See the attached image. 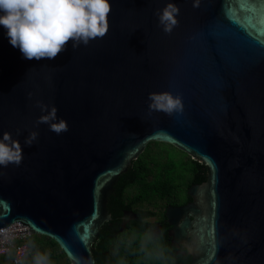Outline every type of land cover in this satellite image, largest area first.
<instances>
[{
    "label": "water",
    "instance_id": "95a60500",
    "mask_svg": "<svg viewBox=\"0 0 264 264\" xmlns=\"http://www.w3.org/2000/svg\"><path fill=\"white\" fill-rule=\"evenodd\" d=\"M179 8L165 33L156 13ZM110 0L108 31L53 60H27L0 29V134L22 148L0 167V229L54 240L71 264H96L114 182L151 142L205 165L194 264H264V0ZM182 108L150 111L149 93ZM54 106L68 130L38 123ZM37 133L31 146L25 139ZM190 206L176 210L189 226ZM198 211V210H196Z\"/></svg>",
    "mask_w": 264,
    "mask_h": 264
},
{
    "label": "clouds",
    "instance_id": "9594fccd",
    "mask_svg": "<svg viewBox=\"0 0 264 264\" xmlns=\"http://www.w3.org/2000/svg\"><path fill=\"white\" fill-rule=\"evenodd\" d=\"M194 7L198 0H194ZM110 0H0V29L5 39L27 60H53L71 42L73 49L102 38L108 31ZM159 25L171 33L177 25L179 8L167 2L157 13ZM150 111L171 114L182 108L180 96L169 92L149 93ZM42 115L38 123L49 125L57 134L68 130L67 123L56 116L54 106L39 105ZM37 133L31 132L25 144L31 146ZM22 160L20 143L10 133L0 134V167L19 165ZM34 264H48V257L37 253Z\"/></svg>",
    "mask_w": 264,
    "mask_h": 264
},
{
    "label": "flooded vegetation",
    "instance_id": "af4514ba",
    "mask_svg": "<svg viewBox=\"0 0 264 264\" xmlns=\"http://www.w3.org/2000/svg\"><path fill=\"white\" fill-rule=\"evenodd\" d=\"M147 146L131 161L127 172L114 182L106 201L109 217L100 229H106L113 242L145 247L148 252L140 256L143 264H194L205 257L206 248L200 245L197 227L200 217L205 214L207 199L200 190L191 193L190 188L206 183L208 170L203 163L185 153L181 161L184 171L178 174L171 190L155 194L151 191V197H146L138 186L149 185L154 174L129 171L137 167ZM138 170H141L140 164ZM129 180L133 183L128 184ZM187 206L193 208L192 212L187 211L189 226L180 232L183 217L176 210Z\"/></svg>",
    "mask_w": 264,
    "mask_h": 264
},
{
    "label": "trees",
    "instance_id": "16d2710c",
    "mask_svg": "<svg viewBox=\"0 0 264 264\" xmlns=\"http://www.w3.org/2000/svg\"><path fill=\"white\" fill-rule=\"evenodd\" d=\"M155 150L156 153H151ZM181 157L167 152L160 147L159 142L148 144L145 153L138 159L136 168H132V173H153L149 185L138 186L139 191L146 197H151L152 193H159L171 190L172 183L177 181L178 174L184 171V164L181 162L186 155L180 152ZM139 164L141 170H138ZM203 165V164H202ZM177 174L174 176L173 174ZM164 174V177H161ZM146 181V179H143ZM133 183L132 180L128 184ZM93 255L96 264H143L140 256L147 253L145 247L140 248L134 244L113 242L106 229H100L98 238L93 244ZM37 253L48 257V264H71L58 244L49 237L42 235H31L29 246L26 250L25 260L21 264H34V257ZM48 253H51L49 256ZM0 264H12L6 256L0 257Z\"/></svg>",
    "mask_w": 264,
    "mask_h": 264
},
{
    "label": "built area",
    "instance_id": "2783aa9c",
    "mask_svg": "<svg viewBox=\"0 0 264 264\" xmlns=\"http://www.w3.org/2000/svg\"><path fill=\"white\" fill-rule=\"evenodd\" d=\"M30 234L21 224L0 229V257L6 256L12 264H21L26 257Z\"/></svg>",
    "mask_w": 264,
    "mask_h": 264
},
{
    "label": "rangeland",
    "instance_id": "374dc122",
    "mask_svg": "<svg viewBox=\"0 0 264 264\" xmlns=\"http://www.w3.org/2000/svg\"><path fill=\"white\" fill-rule=\"evenodd\" d=\"M160 147L164 148L167 152L178 155V156L180 155V152L182 153L181 150L167 143H160ZM30 239H31V235H30ZM48 254L49 256H51V253H48Z\"/></svg>",
    "mask_w": 264,
    "mask_h": 264
}]
</instances>
